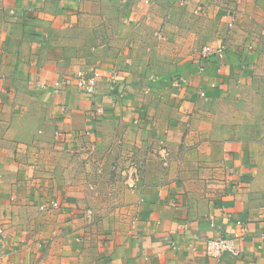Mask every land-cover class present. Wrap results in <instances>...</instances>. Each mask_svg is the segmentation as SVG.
<instances>
[{
	"label": "crops",
	"instance_id": "crops-1",
	"mask_svg": "<svg viewBox=\"0 0 264 264\" xmlns=\"http://www.w3.org/2000/svg\"><path fill=\"white\" fill-rule=\"evenodd\" d=\"M261 2L0 0V264H264ZM91 68L93 97L38 87Z\"/></svg>",
	"mask_w": 264,
	"mask_h": 264
},
{
	"label": "built area",
	"instance_id": "built-area-1",
	"mask_svg": "<svg viewBox=\"0 0 264 264\" xmlns=\"http://www.w3.org/2000/svg\"><path fill=\"white\" fill-rule=\"evenodd\" d=\"M151 0H145L146 4H149ZM234 22V14L231 13L229 16V21L227 23L228 28H232ZM218 57L222 59L224 57V50L223 47H212L206 45L201 50V57L202 58H210V57ZM115 72H110L108 76L109 80H114ZM105 76L102 72L97 68H91L89 70L85 69H78L74 73L65 75L60 80H55L51 84H39V88L43 90H50L53 93L59 92L65 85H73L77 90L87 94L90 97H93L97 90V84L99 81L104 78ZM199 95L201 97H205L204 92H200ZM58 135V134H56ZM75 149H72L71 153L75 152ZM137 169L133 167V171L130 175L126 176V185L128 187L132 186V182L136 179L137 176ZM130 180V182H129ZM49 206L55 207V202L51 201L48 204ZM41 209H45V206H42ZM92 215L90 210L86 211V216L89 219ZM2 230L0 229V233ZM240 239L239 235H234L230 238L225 237H214L204 241V251L205 254L209 257H220L224 254H230L234 257H238L241 255L242 251L241 248L237 245V241Z\"/></svg>",
	"mask_w": 264,
	"mask_h": 264
},
{
	"label": "rangeland",
	"instance_id": "rangeland-1",
	"mask_svg": "<svg viewBox=\"0 0 264 264\" xmlns=\"http://www.w3.org/2000/svg\"><path fill=\"white\" fill-rule=\"evenodd\" d=\"M257 7H258L259 12L264 15V0H262L261 4ZM261 18L263 19L262 15H261ZM261 22L263 23V21ZM85 154L87 155L83 156V155H79V153H74L71 157L81 162L87 159L88 157H95V156L102 157V158L105 157V155H101V153L96 150L92 152L87 151L85 152ZM81 167L83 168V171L75 172V174H73V176L70 177V180L78 182L79 185L82 186L84 190L92 192L96 189V186L98 185V178H100V180L101 178H103V175L105 173L104 167L102 164H95L91 166L82 165ZM127 169L123 168L119 170V174H121L122 176V178L120 177L121 178L120 181L122 184L124 183V180L126 177L124 173L126 172ZM87 170H90V171H87Z\"/></svg>",
	"mask_w": 264,
	"mask_h": 264
}]
</instances>
